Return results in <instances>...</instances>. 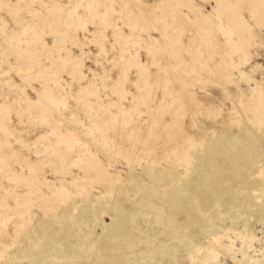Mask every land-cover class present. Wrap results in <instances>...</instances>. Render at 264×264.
Listing matches in <instances>:
<instances>
[{"label":"rangeland","instance_id":"374dc122","mask_svg":"<svg viewBox=\"0 0 264 264\" xmlns=\"http://www.w3.org/2000/svg\"><path fill=\"white\" fill-rule=\"evenodd\" d=\"M5 124L0 264H264V0H0Z\"/></svg>","mask_w":264,"mask_h":264},{"label":"bare ground","instance_id":"6f19581e","mask_svg":"<svg viewBox=\"0 0 264 264\" xmlns=\"http://www.w3.org/2000/svg\"><path fill=\"white\" fill-rule=\"evenodd\" d=\"M142 6V5H141ZM171 7V6H170ZM173 8V7H172ZM165 9V8H164ZM167 12V11H166ZM169 17H171L170 15H169ZM173 17V16H172ZM176 19V18H175ZM75 23V22H74ZM82 24H84V23H80V24H78L79 25V27L81 26L82 27V29H84V27H83V25ZM71 26V25H70ZM77 26V25H76ZM85 26V25H84ZM103 36V35H102ZM101 38H104V37H101ZM98 41H100V40H98ZM39 63V62H38ZM37 63V65H39ZM64 65H66L67 66V63L66 64H64ZM77 66V65H76ZM79 66V65H78ZM81 66V65H80ZM38 68H39V70H40V72H39V74L38 75H45V76H48V77H54V75H56L55 74V71H54V69H52L51 67H46V68H44V67H42V66H38ZM80 68V67H79ZM53 80V79H52ZM182 85V84H181ZM148 91V90H147ZM145 92H146V90H145ZM148 94V93H147ZM144 95V94H143ZM145 95H146V93H145ZM150 95V94H149ZM146 96H148V95H146ZM192 96V95H191ZM44 98L51 104V107L52 108H56V107H58V106H60V103L59 102H57L51 95H50V93H46L45 92V95H44ZM178 99V98H177ZM44 101V100H43ZM48 107V106H47ZM64 107V106H63ZM46 108V107H45ZM182 108H183V103L182 102H175L174 104H172L170 107H165V108H159V109H157V112H159L158 113V116H157V119L159 118L160 119V121L162 122V120H161V118H164V117H162L164 114H168V115H171V117H172V115H176V114H178L179 112L178 111H180V110H182ZM62 109V108H61ZM52 110V109H51ZM2 114H3V119H2V117H1V120H2V122L4 123V122H6V120L8 119L7 117H6V115H7V110L5 109V110H3L2 111ZM49 114V113H48ZM47 117L48 116H45L44 117V119L46 120L47 119ZM164 121V120H163ZM164 123V122H163ZM161 126V125H160ZM163 126V125H162ZM173 126H176V124H174ZM164 128H170V124L169 125H167V124H165L164 126H163ZM1 130H3L7 135L10 133V131L7 129V127H6V124H5V126H2L1 128H0ZM10 136V135H9ZM138 136V135H137ZM172 137V136H171ZM174 137H176V136H174ZM136 138V137H135ZM139 139V138H138ZM134 141V140H133ZM141 140H137L136 142H140ZM143 141V140H142ZM135 143V142H134ZM7 143H5L4 145H6ZM137 144V143H136ZM3 145V146H4ZM135 145V144H134ZM2 147V144L0 143V148ZM135 147V146H134ZM151 148V147H150ZM146 151V150H145ZM14 153V152H13ZM6 161V160H5ZM4 163V162H3ZM66 190H60L59 192V194L61 195V197L64 199V201L66 202V201H68L70 198H71V196H69V194L68 193H66L65 192ZM56 197V196H55ZM59 197V196H58ZM57 198V197H56ZM202 198H204V196L202 195ZM208 198V197H207ZM206 199V198H205ZM56 200V199H55ZM58 200V199H57ZM206 201H207V199H206ZM51 202V201H50ZM20 212V211H19ZM16 214V213H15ZM14 214V215H15ZM19 214V213H18ZM10 215V214H9ZM17 215V214H16ZM15 215V216H16ZM21 217L23 216V215H26V217H27V213L26 212H22V213H20L19 214ZM29 216V215H28ZM192 218V217H191ZM193 218H194V216H193ZM0 228H2L5 224H6V222L7 221H9L10 220V218H9V216L7 215V214H4L3 212H2V214L0 213ZM19 219V218H18ZM21 219V218H20ZM29 221H30V217H29ZM30 223V222H29ZM9 247H7V246H1L0 245V253H4L7 249H8ZM6 254V253H5Z\"/></svg>","mask_w":264,"mask_h":264}]
</instances>
